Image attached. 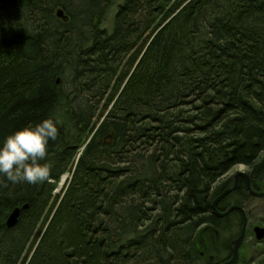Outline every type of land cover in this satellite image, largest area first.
Here are the masks:
<instances>
[{
	"label": "trees",
	"instance_id": "obj_1",
	"mask_svg": "<svg viewBox=\"0 0 264 264\" xmlns=\"http://www.w3.org/2000/svg\"><path fill=\"white\" fill-rule=\"evenodd\" d=\"M263 153L264 0L0 2V264H222Z\"/></svg>",
	"mask_w": 264,
	"mask_h": 264
},
{
	"label": "water",
	"instance_id": "obj_2",
	"mask_svg": "<svg viewBox=\"0 0 264 264\" xmlns=\"http://www.w3.org/2000/svg\"><path fill=\"white\" fill-rule=\"evenodd\" d=\"M8 0H0V2L2 4H5ZM56 17L63 20V21H68L69 17L67 15H65L64 10L58 9L56 11ZM240 177H243L246 181V185H247V189L250 193L251 196L255 197V198H264V191H257L253 188L252 183H251V179L248 175V173L245 172H237L234 175V183L233 185H230L228 188H226L217 198L214 199V201L212 202V209L215 213L216 216L218 217H224L229 215L230 213H232L233 211L237 210L240 211L242 214V227H241V231L240 234L231 241L230 243V249H231V258L229 260H227L226 262H223L222 264H237L239 262L240 259V249L243 245V242L245 241L246 238V232H247V226H248V219H247V215L245 212V209H243L240 206L237 205H233L231 206L226 212H220L218 209V205L219 203L226 198L230 193H232L233 191H236L239 189L240 187ZM66 177H63V179H65ZM27 206H24L22 208H15L12 213L10 214L8 220H7V226L9 228L14 227L15 225H17L18 220H19V216L21 213V210L26 208ZM253 232L255 234V238L257 241H261L264 239V227L263 226H256L253 229Z\"/></svg>",
	"mask_w": 264,
	"mask_h": 264
},
{
	"label": "rangeland",
	"instance_id": "obj_3",
	"mask_svg": "<svg viewBox=\"0 0 264 264\" xmlns=\"http://www.w3.org/2000/svg\"><path fill=\"white\" fill-rule=\"evenodd\" d=\"M59 9H61V8H59ZM99 25L102 26L103 23H100ZM262 158H264V153L262 154V156H261L260 159H262ZM239 171L247 173V172L250 171V168H248V167H246L244 165L236 166V167H234L230 171L229 174H227L226 176H224L221 179L220 182H223L226 179L230 178L231 176H234ZM66 177H67V179L64 182H62V180L59 181V183L57 184V187H56V190H55L54 194L58 195V194H60V193L63 192V190L65 189V187L67 185L68 178H69V174H66ZM248 207L250 209V212H251V210L253 211V215H252V219L250 221H248V223H249L248 224V229H247L248 234L246 236L245 241L243 242L244 244H246L245 245L246 246V249L242 250L241 251V254H242V252L247 253V256L251 260L253 258L254 259H258L259 258V255H260V249L261 248L262 249L264 248V243H263V240L264 239L261 240V241H257L256 238H255V234L253 232V229L256 226H263L264 227V224L263 225L260 224L261 223L260 220H261V218H262V216L264 214L263 213V211H264V205H263V202H261L258 198H255V199H253V200L250 201V204L248 205ZM256 241L257 242H260V243H257ZM198 243H199V249H201V251H202V245L200 244V240L198 241Z\"/></svg>",
	"mask_w": 264,
	"mask_h": 264
},
{
	"label": "flooded vegetation",
	"instance_id": "obj_4",
	"mask_svg": "<svg viewBox=\"0 0 264 264\" xmlns=\"http://www.w3.org/2000/svg\"><path fill=\"white\" fill-rule=\"evenodd\" d=\"M247 173H249V172H247ZM229 179H231L230 181H229V184H231V185H233V183H234V176H231ZM244 184H246V181H245V179L243 178V177H240V187H239V189H241L243 186H244ZM245 209V208H244ZM245 212H246V210H245ZM247 214V213H246ZM249 224V223H248ZM247 229H248V226H247Z\"/></svg>",
	"mask_w": 264,
	"mask_h": 264
},
{
	"label": "bare ground",
	"instance_id": "obj_5",
	"mask_svg": "<svg viewBox=\"0 0 264 264\" xmlns=\"http://www.w3.org/2000/svg\"><path fill=\"white\" fill-rule=\"evenodd\" d=\"M240 166V165H239ZM248 175H249V177H250V179H251V176H250V171H249V173H248ZM63 177H66V174L63 176ZM63 177L61 178V180H62V182H64L66 179H67V177L65 178V179H63ZM252 183V182H251ZM255 198V197H254ZM25 206H28V205H25ZM24 207V206H23ZM231 206H229V208H230ZM27 208V207H26ZM26 208H24V209H26ZM229 208H227V210L229 209ZM226 210V211H227ZM220 212H225V210L224 209H220L219 210ZM225 217V216H224ZM223 218V217H222Z\"/></svg>",
	"mask_w": 264,
	"mask_h": 264
}]
</instances>
